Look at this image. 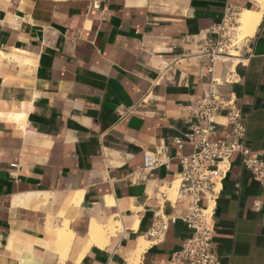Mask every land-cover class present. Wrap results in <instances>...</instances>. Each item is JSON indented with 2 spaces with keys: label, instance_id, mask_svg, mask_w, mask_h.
<instances>
[{
  "label": "crops",
  "instance_id": "obj_1",
  "mask_svg": "<svg viewBox=\"0 0 264 264\" xmlns=\"http://www.w3.org/2000/svg\"><path fill=\"white\" fill-rule=\"evenodd\" d=\"M253 5L0 0V264H126L142 240L139 264H167L192 234L186 202L157 197L181 171L177 157L192 152L172 142L186 141L188 107L206 87L209 58L195 56L197 42L228 9ZM240 53L213 71L233 78L225 97L241 109L246 147L264 160V9ZM225 116L218 113L213 140ZM160 146L168 167L143 173V154ZM156 212L167 230L154 243L147 233ZM64 220L72 233L65 249L55 246ZM213 221L219 264H264V190L238 154ZM91 223L113 225L112 233L93 242Z\"/></svg>",
  "mask_w": 264,
  "mask_h": 264
},
{
  "label": "built area",
  "instance_id": "obj_2",
  "mask_svg": "<svg viewBox=\"0 0 264 264\" xmlns=\"http://www.w3.org/2000/svg\"><path fill=\"white\" fill-rule=\"evenodd\" d=\"M235 14L233 10L228 9L221 23L208 30V35L197 42L198 53L195 56L202 58L206 55L209 58V65L203 66L202 73L206 87L201 96L188 107L184 120L192 125L190 133L185 136L186 141L174 139L172 142L178 148L188 144L192 152L177 157L181 171L173 182L158 193L157 197L158 201L171 205L177 201L186 202L187 212L182 220L192 234L182 244L181 249L170 256L167 264L220 263L219 257L212 249L213 210L222 190V182L230 169L233 155L240 156L241 165L264 190V160L259 159L246 147V126L241 109L231 95L225 97V93H228L227 87L233 78L216 77L213 71L215 62L226 63L222 58L228 55L226 50L231 46L226 31L234 21ZM188 55L194 54L189 52ZM223 110L226 111V130L221 139L213 140L216 130L215 119ZM165 151V147L160 146L154 152L144 153L142 172L148 173L161 167L167 168L170 159L165 155ZM10 175L12 176L11 173ZM175 182L178 186L175 200L172 201L168 199L167 191ZM253 207L258 210L259 202H254ZM166 230L167 221L161 212H156L147 237L154 243L160 242Z\"/></svg>",
  "mask_w": 264,
  "mask_h": 264
},
{
  "label": "bare ground",
  "instance_id": "obj_3",
  "mask_svg": "<svg viewBox=\"0 0 264 264\" xmlns=\"http://www.w3.org/2000/svg\"><path fill=\"white\" fill-rule=\"evenodd\" d=\"M253 2V8L252 9H242L239 11V13L233 16L234 22L237 25L236 28L231 29L233 32L232 36V44L231 48H239V45L242 41H244L247 38H250L254 35L257 26L260 23L262 12L264 9V0H251ZM246 50V49H245ZM231 56H239L241 53L237 50H231L228 52L227 56H224L222 59L224 60L225 57ZM229 63V62H226ZM177 183H173V186L170 190L167 191L168 193V199L174 201L176 197V191H177ZM35 198H37L39 195L35 194L33 195ZM116 225H119L118 222L114 223ZM113 229V225L109 226L107 229H105L102 226H98L94 223H91L90 230H89V237L90 240L94 242L97 238H101L106 236L107 234H111ZM56 243L55 246L67 248L71 238L72 233L68 228V221H63L62 228H56ZM148 246V243L144 240L140 242L139 247L136 250H133L125 257L126 264H139L141 255L145 248Z\"/></svg>",
  "mask_w": 264,
  "mask_h": 264
},
{
  "label": "rangeland",
  "instance_id": "obj_4",
  "mask_svg": "<svg viewBox=\"0 0 264 264\" xmlns=\"http://www.w3.org/2000/svg\"><path fill=\"white\" fill-rule=\"evenodd\" d=\"M237 27V25L235 24V22L234 21H232L231 23H230V25L228 26V30L226 31V35L229 37V39L231 40V44H232V36H233V32L234 31H232L231 29H234V28H236ZM243 42L244 41H242L241 43H240V45H239V48H231V47H229L227 50H226V52L228 53L229 51H231V50H237V51H241V47H242V44H243ZM229 64H232L231 62H229V63H225V65H226V67L228 68V65ZM177 183V182H176ZM162 190H164V189H161V191Z\"/></svg>",
  "mask_w": 264,
  "mask_h": 264
}]
</instances>
